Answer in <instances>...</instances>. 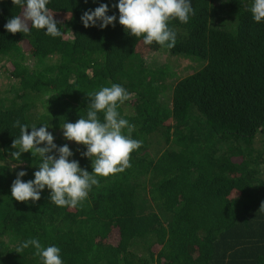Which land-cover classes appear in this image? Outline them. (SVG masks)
<instances>
[{"label": "trees", "instance_id": "obj_1", "mask_svg": "<svg viewBox=\"0 0 264 264\" xmlns=\"http://www.w3.org/2000/svg\"><path fill=\"white\" fill-rule=\"evenodd\" d=\"M117 2L51 0L64 32L52 38L6 32L23 9L0 0V264H41L31 247L16 253L32 237L58 246L64 264H264V23L252 0H192L189 23H169L171 49L144 45L118 20L83 27L100 3L118 17ZM113 83L132 94L118 109L142 142L131 167L99 178L75 209L51 203L47 189L35 205L12 199L16 173L32 180L39 165L23 153L13 169L15 122L50 124L91 173L61 127Z\"/></svg>", "mask_w": 264, "mask_h": 264}, {"label": "clouds", "instance_id": "obj_2", "mask_svg": "<svg viewBox=\"0 0 264 264\" xmlns=\"http://www.w3.org/2000/svg\"><path fill=\"white\" fill-rule=\"evenodd\" d=\"M96 2L93 0V3ZM11 3L23 9V13L7 20L4 24L6 32L29 34L31 29H36L43 30L45 35L52 38L64 35L61 22L54 19L48 7L51 0H11ZM113 7L118 9V17L108 14L109 5L106 3H100L94 10L84 11L80 18L83 27L104 30L108 26L115 27L118 20L127 35L142 39L144 45L155 43L168 49L176 43V33L169 23L178 20L181 24H187L195 15L192 0H118ZM250 13L255 23H264V0H252ZM131 95L120 84L102 86L88 94L90 103L86 116L75 123H63V137L84 146L85 151L81 155L91 161V173L72 158L74 154L68 144L57 146L49 131L52 127L50 124L46 122L39 127H29L16 121L14 127L19 128L20 135L13 140L12 148L17 151L12 152L11 156L19 163L14 164L13 169L23 163V153H31L38 158L39 165L32 180L22 179L27 175L26 171L16 173L11 184L12 199L35 205L47 189L51 203L60 208L75 209L88 198L94 186H99V178L114 176L130 168V156L141 147L142 142L132 138L134 126L121 117L118 109L130 100ZM30 247L35 250L34 254L40 258L41 264H64L58 246H44L35 237L22 241L16 253Z\"/></svg>", "mask_w": 264, "mask_h": 264}, {"label": "rangeland", "instance_id": "obj_3", "mask_svg": "<svg viewBox=\"0 0 264 264\" xmlns=\"http://www.w3.org/2000/svg\"><path fill=\"white\" fill-rule=\"evenodd\" d=\"M185 63H187V61H184ZM258 141V143H257V147L259 146H261V141H259V140H257Z\"/></svg>", "mask_w": 264, "mask_h": 264}]
</instances>
